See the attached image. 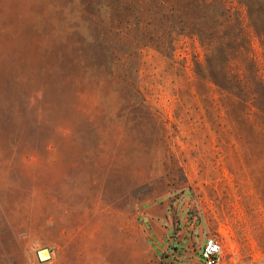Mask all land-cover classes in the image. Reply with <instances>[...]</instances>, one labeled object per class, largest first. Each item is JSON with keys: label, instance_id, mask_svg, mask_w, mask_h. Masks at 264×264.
Listing matches in <instances>:
<instances>
[{"label": "rangeland", "instance_id": "rangeland-1", "mask_svg": "<svg viewBox=\"0 0 264 264\" xmlns=\"http://www.w3.org/2000/svg\"><path fill=\"white\" fill-rule=\"evenodd\" d=\"M0 217L34 264H264V0H0Z\"/></svg>", "mask_w": 264, "mask_h": 264}, {"label": "crops", "instance_id": "crops-1", "mask_svg": "<svg viewBox=\"0 0 264 264\" xmlns=\"http://www.w3.org/2000/svg\"><path fill=\"white\" fill-rule=\"evenodd\" d=\"M166 214L167 207L165 204L159 206L158 208H151L148 211V216L151 218L150 221L152 226V241L150 246L155 252L161 251L162 253V251L167 250L170 253L169 257H167V259H169L170 257H173V255H171V249L168 247V245L171 243V240L169 239V241H166L165 238L168 236H166L163 232V229L168 230V228L165 226V223H167L168 219ZM19 237L20 236L16 233V230H14V226L12 224L1 222L0 220V264H24L25 260L34 264L31 255L25 254L27 248H29L28 245H26L25 242ZM186 244L187 240L182 238L179 243L171 245L172 247L178 245L179 250L183 252L184 249H187ZM179 250L177 252H179ZM189 255H191L189 252H183L180 258L186 261ZM190 259L193 263L194 258L191 256L189 260ZM49 262V260H44L41 262L36 261V264H48Z\"/></svg>", "mask_w": 264, "mask_h": 264}, {"label": "built area", "instance_id": "built-area-1", "mask_svg": "<svg viewBox=\"0 0 264 264\" xmlns=\"http://www.w3.org/2000/svg\"><path fill=\"white\" fill-rule=\"evenodd\" d=\"M199 256L200 264H220L222 259L221 241L215 236L208 237L199 249ZM37 260L41 262L38 257Z\"/></svg>", "mask_w": 264, "mask_h": 264}, {"label": "bare ground", "instance_id": "bare-ground-1", "mask_svg": "<svg viewBox=\"0 0 264 264\" xmlns=\"http://www.w3.org/2000/svg\"><path fill=\"white\" fill-rule=\"evenodd\" d=\"M232 246V245H230ZM37 257L40 258L41 261L47 260L49 258V254L45 249L38 251Z\"/></svg>", "mask_w": 264, "mask_h": 264}]
</instances>
